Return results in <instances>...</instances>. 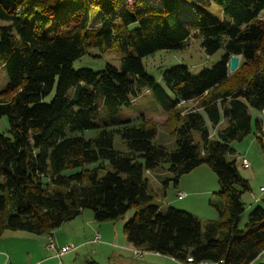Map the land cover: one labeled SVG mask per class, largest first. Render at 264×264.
<instances>
[{"label": "trees", "instance_id": "trees-1", "mask_svg": "<svg viewBox=\"0 0 264 264\" xmlns=\"http://www.w3.org/2000/svg\"><path fill=\"white\" fill-rule=\"evenodd\" d=\"M212 4L217 11L210 13ZM263 10L264 0H0V64L8 78L0 90V118L8 121L7 134L0 132V236L6 230L49 236L85 209L106 222L135 208L122 233L140 257L264 264V200L240 227L241 197L250 187L228 158L231 143L250 133L264 150ZM192 38L205 54H223L198 74L185 66L164 70L169 95L142 59L181 50ZM114 44L118 68L73 69L89 49L102 53ZM231 56L239 57L232 73ZM144 90L166 112L174 149L153 142L152 120L134 124L117 116ZM222 120L213 138L210 129ZM89 130L93 135L84 137ZM115 135L125 151L113 147ZM200 165L217 177L218 197L210 201L217 220L153 202L146 172L165 168L177 182ZM79 264L99 263L85 257Z\"/></svg>", "mask_w": 264, "mask_h": 264}, {"label": "rangeland", "instance_id": "rangeland-1", "mask_svg": "<svg viewBox=\"0 0 264 264\" xmlns=\"http://www.w3.org/2000/svg\"><path fill=\"white\" fill-rule=\"evenodd\" d=\"M208 10L209 12L210 10L217 11V6L212 4ZM260 16L264 18V10L261 12ZM1 24H3V22L0 21V25ZM200 43V39L192 38L188 41L185 48L181 50L156 51L142 59L144 69L166 90L161 78L164 70L175 66H185L191 74H198L203 68H210L223 54V50L219 49L214 54L207 55L204 53ZM117 48V44H114L112 48L102 53L96 49H89L88 53L73 62L72 67L73 69L89 68L95 72L102 70L106 64L118 68L120 66V54ZM7 83L8 78L5 69L0 64V90H2ZM166 92L170 95L169 91L166 90ZM50 97L51 95L47 97L46 100L48 101ZM192 104V102L188 103L187 109H191L193 107ZM250 113L259 114V112L254 109H250ZM117 116L121 119H128L134 124L140 122L143 116L144 118L152 120L156 124V135L153 142L164 145L170 149L175 148L174 137L171 135L169 127L166 126L167 114L149 91H142L137 97L132 99L129 106L120 107ZM98 120H100L99 117L96 123H99ZM224 126L225 122L222 120L215 129H210V135L216 138V131ZM7 129V118L1 117L0 132L7 134ZM253 131L255 132V130ZM261 132L262 135L260 138L264 142V124ZM93 133L92 130L85 131L84 137L88 138L92 136ZM194 138L195 141H198V134L195 133ZM113 147L119 151L126 150L125 145L118 135L114 136ZM231 147L234 149V152L232 155H229L228 158H234L236 160L239 175L248 180L250 187V191L245 192L241 197L244 203V211L241 215L239 226L243 227L250 210L257 204H263L264 193L259 191V187H264V150L260 147L254 133H250L241 141L232 142ZM241 160H244L248 166L243 167L241 165ZM69 172L70 171H66L65 174ZM145 176L148 178L149 186L154 196L153 202L162 209L171 205L178 210L192 213L203 221L218 219L217 211L210 204V201L213 202L218 197L216 193L219 190V186L215 173L208 166H198L189 173L182 175L177 182H175L172 174L167 173L165 168L146 172ZM177 191L185 193V197L182 200L177 199ZM254 197H258L259 201L254 202ZM134 211L135 208H131L122 218L114 221L96 222L93 220L91 210H83L82 212L86 213V215H90V219L93 222V225H90V228L94 230L92 234L94 235L97 232L99 237L102 238L99 242L108 246L102 245L99 242L86 244V242L93 237V235L89 236L90 232L86 230L85 233L79 235L78 238V241L83 242V245L63 256L61 258L62 262H64V264H75L74 262L78 261L77 264H79V261L84 256H91L100 264H124L123 262H118L120 261V258L117 256L118 253L124 255L125 261L127 262H133L135 264L141 262L142 260L133 259L132 256L125 254L128 252L123 250L121 246V242H125V236L122 233V225L133 215ZM76 218L81 221V224H84L87 220H85L86 217L82 218V213ZM98 225L103 227V233L99 232ZM35 239L36 235L27 232L6 230L0 236V251H5L6 253L4 254L10 256L11 264H37L36 262L41 258L40 256L41 253H44V249L41 251L38 250L40 247L35 242ZM111 254H113V257L109 259L108 257ZM164 262L166 264H174L169 260H164Z\"/></svg>", "mask_w": 264, "mask_h": 264}, {"label": "crops", "instance_id": "crops-1", "mask_svg": "<svg viewBox=\"0 0 264 264\" xmlns=\"http://www.w3.org/2000/svg\"><path fill=\"white\" fill-rule=\"evenodd\" d=\"M251 115H252L253 118H255L256 116L260 117L261 116V112L259 114L258 113H251ZM177 192H179V191H177ZM82 218H85V220L87 219L84 224H81V221H79L78 218H75L71 223H69L70 222L69 221V222L65 223L64 225H61L56 230H54L52 232V237H53V239H55V243L57 245H60V244L61 245H63V244L66 245L67 243L68 244H75V245H73V246H75V250L77 248L81 247L83 245V242L78 241L79 235L85 233L86 230H88L90 232L89 236H91L92 233L94 232V230H92L90 228V225H93V222L90 219L91 218L90 215H88V214L86 215V213L83 212L82 213ZM82 225H83V227H82ZM99 232L103 233V228L101 226H99ZM46 238H47V236H45V235L36 236L35 242L41 248V249L39 248L38 250L41 251L42 249H44L43 250L44 253H41V256H40L41 258L36 262L37 264H54V263L57 262V260L51 256L52 254L45 249V244H46V240H47ZM99 243L102 244V245L108 246V245H106V244H104L102 242H99ZM127 245H129V244L124 242V241L121 242V246L125 247V248H122V249L125 250L126 252H128V253H125V254L132 256L131 246L130 245L127 246ZM4 253H5V251H3V252L0 251V264L3 263V261L5 260V258L7 256ZM3 254H4L5 258H3L4 257ZM117 256L120 258V261H118V262H123L124 264H135L133 262L125 261L124 255H121V254L118 253ZM85 257H87V256H84L83 258H85ZM112 257H113V254H111L108 258L111 259ZM7 258H8L9 264H11L10 256L8 255ZM87 258H90V257H87ZM132 258H133V256H132ZM133 259L142 260L139 263H144V264H166L164 262V260L171 261L170 258H167V257L164 258V256H161V255L155 254V253H149V252L144 253L139 258H133ZM77 262H75V264H77ZM61 264H64V262H62V260H61Z\"/></svg>", "mask_w": 264, "mask_h": 264}, {"label": "built area", "instance_id": "built-area-1", "mask_svg": "<svg viewBox=\"0 0 264 264\" xmlns=\"http://www.w3.org/2000/svg\"><path fill=\"white\" fill-rule=\"evenodd\" d=\"M242 165H243V167H246V163H243ZM259 191L261 193H264V187H261L259 189ZM176 196H177L178 200H182L185 197V194L183 192L179 191V192H177ZM253 200H254V202L259 201L258 197H254ZM46 239L47 240H46V244H45V249L47 251L51 252L52 257L57 260V262L54 264H61V257L75 249V246H73L72 244L57 245L55 243V240L52 237V234L47 236ZM99 241H100L99 235L95 234V235H93V238L91 239L90 242L98 243ZM132 253L134 256H140L141 255V252L139 250H136V249H133ZM260 255H261L262 260L264 262V249L260 252ZM2 264H9L7 257L5 258V260ZM180 264H207V263L204 261L195 263L191 257H187L185 262H180Z\"/></svg>", "mask_w": 264, "mask_h": 264}, {"label": "water", "instance_id": "water-1", "mask_svg": "<svg viewBox=\"0 0 264 264\" xmlns=\"http://www.w3.org/2000/svg\"><path fill=\"white\" fill-rule=\"evenodd\" d=\"M238 62H239L238 56H231L229 58V71L230 72H233L237 68Z\"/></svg>", "mask_w": 264, "mask_h": 264}, {"label": "bare ground", "instance_id": "bare-ground-1", "mask_svg": "<svg viewBox=\"0 0 264 264\" xmlns=\"http://www.w3.org/2000/svg\"><path fill=\"white\" fill-rule=\"evenodd\" d=\"M259 112V111H258ZM262 114V113H261ZM258 120H259V118H258ZM260 121V120H259ZM262 121V120H261ZM262 124H263V122H262ZM261 124V125H262ZM261 135H262V132H261ZM264 138V137H263ZM105 169H107V168H105ZM155 184V183H154ZM169 185V184H168ZM166 193V192H165ZM185 194V193H184ZM164 195V194H163ZM168 204V203H167ZM171 206V205H170ZM83 213V212H82ZM93 216V215H92ZM73 219V218H72ZM72 219H70V220H72ZM65 223H63V225H64ZM99 226V225H98ZM58 228V227H57ZM103 228V227H102ZM56 229V228H55ZM107 230V229H106ZM108 232V231H107ZM113 233V232H112ZM48 234H46V236H47ZM93 235V234H92ZM4 236V235H3ZM100 239H102V238H100ZM55 240V239H54ZM106 242V241H105ZM125 242H126V239H125ZM92 243V242H91ZM127 243V242H126ZM68 244V243H67ZM86 244H88V243H86ZM61 245V244H60ZM64 245V244H63ZM127 246H129V245H127ZM78 247V246H77ZM121 247V246H120ZM122 248V247H121ZM124 248V247H123ZM128 249V248H127ZM74 251V250H73ZM145 252V251H144ZM6 253V252H5ZM154 253V252H153ZM2 255V254H1ZM7 255V254H6ZM3 256H4V254H3ZM7 257V256H6ZM91 257V256H90ZM128 257V256H127ZM135 257V256H134ZM133 257V258H134ZM140 257V256H139ZM3 258H5V256L3 257ZM92 258V257H91ZM137 258V257H136ZM165 258V257H164ZM261 258V257H260ZM128 259H129V257H128ZM132 259V258H131ZM262 259V258H261ZM4 260V259H3ZM95 261V260H94ZM133 261V260H132ZM180 261V260H179ZM194 261V260H193ZM203 261V260H202ZM4 262V261H3ZM196 262H198V261H196ZM75 263V262H74ZM79 263H80V261H79ZM99 263V262H98ZM217 263V262H216ZM100 264V263H99Z\"/></svg>", "mask_w": 264, "mask_h": 264}]
</instances>
